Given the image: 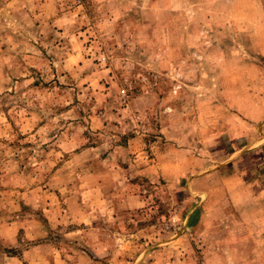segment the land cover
Masks as SVG:
<instances>
[{
    "label": "rangeland",
    "instance_id": "374dc122",
    "mask_svg": "<svg viewBox=\"0 0 264 264\" xmlns=\"http://www.w3.org/2000/svg\"><path fill=\"white\" fill-rule=\"evenodd\" d=\"M212 1L0 0V222L46 235L24 228L0 257L45 242L72 264H264V191L232 203L218 175L190 169L176 183L140 180L143 208L98 201L113 186L95 169L134 132L151 153L160 125L182 119L187 147L206 100L227 106L211 88L225 74L211 70L219 31L206 22L245 0ZM48 211L62 223L50 227ZM80 213L91 221L75 223Z\"/></svg>",
    "mask_w": 264,
    "mask_h": 264
},
{
    "label": "crops",
    "instance_id": "0c3cea01",
    "mask_svg": "<svg viewBox=\"0 0 264 264\" xmlns=\"http://www.w3.org/2000/svg\"><path fill=\"white\" fill-rule=\"evenodd\" d=\"M212 3L215 9H219L218 0ZM164 4L169 9H179L166 5V2ZM223 15L211 17L206 24L218 26L220 50L216 56L221 58V62L212 65L211 70L224 73L225 76L224 84L219 82L218 87L219 80L216 79L211 88H223V96L219 99L226 100L227 106L217 108L218 112L215 110L219 106L216 103L218 99L206 100V111L194 116L195 130L191 132L195 131V134L190 146L184 147L182 119L171 125L167 122L160 125V136H155L159 140L150 147L153 149L151 153L143 147L147 146L144 138L147 134L140 130L130 135L127 143L117 145V161L109 164L102 162L104 168L95 169L94 177L98 186L106 183L113 186L111 200L98 198L101 207L104 201H112L110 206L113 208H117V204L126 210L143 208L148 198L137 190L140 180L147 179L154 184L162 180L176 183L190 169L196 170L193 175L199 176V179L218 175L232 203L248 193L252 194L254 201H258V194L264 191V2L233 1ZM207 72H210V67H207ZM141 101L145 100H132L131 105L135 106ZM174 116L177 117L176 114ZM199 137L202 139L199 140ZM94 149L100 148L97 146ZM216 153L220 154V159L215 156ZM120 154L123 156L120 157ZM117 197L120 201L114 202ZM51 213L46 212L48 224L56 227L62 221ZM78 215L79 219L74 220L77 224L91 221V215ZM30 227L26 228L20 218L0 222V245L4 248L16 247L17 235L24 228H32L29 231L31 239H43L46 236L43 228ZM71 233H75V230L68 234ZM51 247L45 242L31 246L23 259L4 254L0 257V264H24L25 261L28 264H57V260L58 263L72 264L61 256L57 258L51 252Z\"/></svg>",
    "mask_w": 264,
    "mask_h": 264
}]
</instances>
